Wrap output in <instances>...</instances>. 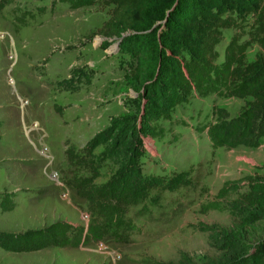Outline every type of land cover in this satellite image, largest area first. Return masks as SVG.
<instances>
[{
	"label": "rangeland",
	"instance_id": "obj_1",
	"mask_svg": "<svg viewBox=\"0 0 264 264\" xmlns=\"http://www.w3.org/2000/svg\"><path fill=\"white\" fill-rule=\"evenodd\" d=\"M10 2L0 6V234L63 221L85 236L92 222L80 208L88 203L72 180L92 178L99 187L128 170L157 189L128 208L137 227L128 244L105 239L30 253L0 248V264H222L230 236L250 244L263 238L264 220L240 213L236 194H217L225 183L239 192L246 189L243 177L264 175V138L255 149H214L203 131L218 109L235 116L244 100L194 95L168 120L155 117L143 86L133 88L135 55L120 38L100 32L107 7ZM236 33L224 31L218 63L233 36L247 40ZM261 55L256 44L246 50L248 62ZM4 198L12 211H2ZM212 203L220 209L207 210Z\"/></svg>",
	"mask_w": 264,
	"mask_h": 264
},
{
	"label": "trees",
	"instance_id": "obj_2",
	"mask_svg": "<svg viewBox=\"0 0 264 264\" xmlns=\"http://www.w3.org/2000/svg\"><path fill=\"white\" fill-rule=\"evenodd\" d=\"M10 1L14 0H1L0 6ZM66 1L74 8L95 2L108 8L109 18L100 32L105 38H120L126 51L135 55L132 70L138 82L133 88L143 86L153 105L149 111H154L155 117L168 120L177 105L194 95L238 98L245 102L237 115L230 116L225 109H218L215 122L206 124L203 131L214 149L259 147L264 138V0ZM226 30L243 33L247 40L239 43L240 37L233 36L223 61L218 63L216 47ZM253 44L262 50V55L248 62L246 50ZM128 169L132 167L129 165ZM133 174L126 170L99 187L93 185L92 178L68 182L88 203L80 208L92 222L85 236H76L78 227L58 221L22 234L1 233L0 248L30 253L46 248H76L105 239L130 243L137 227L127 214L128 208L146 203L147 194L157 189L152 182H136ZM241 184L246 189L237 192L225 183L217 198L236 194L233 204L240 213L244 211L255 221L264 220V175L245 176ZM5 200L1 202L2 211H12V202ZM208 207L205 209H220L216 203ZM247 219L243 218L242 228ZM98 221L102 230L95 225ZM227 251L222 264H264V236L254 244L245 243L240 235L230 236Z\"/></svg>",
	"mask_w": 264,
	"mask_h": 264
},
{
	"label": "built area",
	"instance_id": "obj_3",
	"mask_svg": "<svg viewBox=\"0 0 264 264\" xmlns=\"http://www.w3.org/2000/svg\"><path fill=\"white\" fill-rule=\"evenodd\" d=\"M56 177V175H54V178ZM58 182H60L59 180H58Z\"/></svg>",
	"mask_w": 264,
	"mask_h": 264
}]
</instances>
